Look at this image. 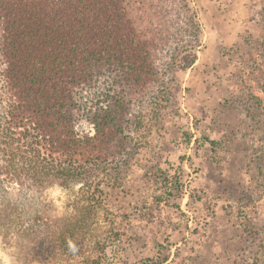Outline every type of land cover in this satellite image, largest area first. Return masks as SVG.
Listing matches in <instances>:
<instances>
[{"label": "rangeland", "instance_id": "obj_1", "mask_svg": "<svg viewBox=\"0 0 264 264\" xmlns=\"http://www.w3.org/2000/svg\"><path fill=\"white\" fill-rule=\"evenodd\" d=\"M146 2L132 14L160 29L156 82L130 101L104 77L86 95L129 96L99 173L95 264H264V0ZM77 188L44 192L53 215ZM0 264H18L1 242Z\"/></svg>", "mask_w": 264, "mask_h": 264}, {"label": "trees", "instance_id": "obj_2", "mask_svg": "<svg viewBox=\"0 0 264 264\" xmlns=\"http://www.w3.org/2000/svg\"><path fill=\"white\" fill-rule=\"evenodd\" d=\"M136 4L0 0V242L18 264H95L109 240L99 173L129 96L86 95L104 77L130 101L156 82L160 29L139 27ZM84 119L92 136L77 128ZM52 186L78 187L69 214L53 215Z\"/></svg>", "mask_w": 264, "mask_h": 264}]
</instances>
